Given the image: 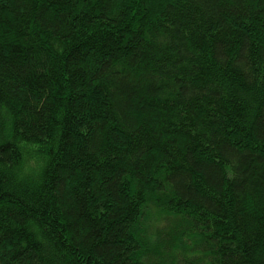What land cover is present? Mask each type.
<instances>
[{"label": "trees", "instance_id": "trees-1", "mask_svg": "<svg viewBox=\"0 0 264 264\" xmlns=\"http://www.w3.org/2000/svg\"><path fill=\"white\" fill-rule=\"evenodd\" d=\"M0 264H264V0H0Z\"/></svg>", "mask_w": 264, "mask_h": 264}, {"label": "rangeland", "instance_id": "rangeland-1", "mask_svg": "<svg viewBox=\"0 0 264 264\" xmlns=\"http://www.w3.org/2000/svg\"><path fill=\"white\" fill-rule=\"evenodd\" d=\"M37 165H38V160L37 159H31L29 162H28V164H27V166H25V168H24V170H23V172H24V174H26L28 177H32V176H34V173H36L37 172V170L39 169L38 167H37ZM33 178V177H32ZM152 232H153V234H155V231H154V229L152 228ZM152 232L150 231V233L152 234ZM149 233V239H151L152 238V236L153 235H151ZM155 236V235H154ZM153 239V238H152Z\"/></svg>", "mask_w": 264, "mask_h": 264}]
</instances>
